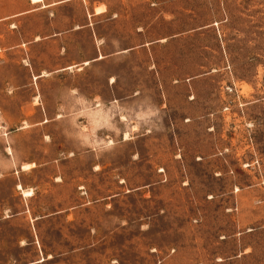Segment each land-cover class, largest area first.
Listing matches in <instances>:
<instances>
[{"label": "rangeland", "instance_id": "374dc122", "mask_svg": "<svg viewBox=\"0 0 264 264\" xmlns=\"http://www.w3.org/2000/svg\"><path fill=\"white\" fill-rule=\"evenodd\" d=\"M0 264H264V0H0Z\"/></svg>", "mask_w": 264, "mask_h": 264}, {"label": "bare ground", "instance_id": "6f19581e", "mask_svg": "<svg viewBox=\"0 0 264 264\" xmlns=\"http://www.w3.org/2000/svg\"><path fill=\"white\" fill-rule=\"evenodd\" d=\"M33 3H40L42 0H32ZM27 196L30 194V191L24 192Z\"/></svg>", "mask_w": 264, "mask_h": 264}]
</instances>
